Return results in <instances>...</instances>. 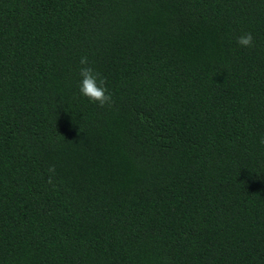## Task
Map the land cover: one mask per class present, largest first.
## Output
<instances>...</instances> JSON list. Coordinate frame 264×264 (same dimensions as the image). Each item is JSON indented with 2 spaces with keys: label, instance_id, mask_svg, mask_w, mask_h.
<instances>
[{
  "label": "trees",
  "instance_id": "obj_1",
  "mask_svg": "<svg viewBox=\"0 0 264 264\" xmlns=\"http://www.w3.org/2000/svg\"><path fill=\"white\" fill-rule=\"evenodd\" d=\"M262 137L264 0H0V264H264Z\"/></svg>",
  "mask_w": 264,
  "mask_h": 264
},
{
  "label": "clouds",
  "instance_id": "obj_2",
  "mask_svg": "<svg viewBox=\"0 0 264 264\" xmlns=\"http://www.w3.org/2000/svg\"><path fill=\"white\" fill-rule=\"evenodd\" d=\"M236 42L240 47H251L253 38L250 33H246L237 37ZM88 63L87 57L80 58L82 67L79 70L81 78L78 85L79 94L87 98L89 103L97 104L99 107L111 106L112 96L105 87V79L98 72H94L91 67H88ZM259 143L264 145V137L260 139ZM49 171L54 172V168H50Z\"/></svg>",
  "mask_w": 264,
  "mask_h": 264
}]
</instances>
